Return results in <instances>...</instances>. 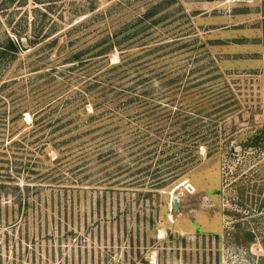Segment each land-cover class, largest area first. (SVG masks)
<instances>
[{
  "label": "rangeland",
  "instance_id": "1",
  "mask_svg": "<svg viewBox=\"0 0 264 264\" xmlns=\"http://www.w3.org/2000/svg\"><path fill=\"white\" fill-rule=\"evenodd\" d=\"M148 11L167 52L198 41L201 86L186 83L190 58L170 60L157 70L181 82L161 96L154 81L152 105L119 119L106 157L82 151L106 68L59 60L90 58L103 24ZM8 36L39 43L2 56ZM54 38L67 49H49ZM215 69L239 104L219 99ZM220 107L237 112L219 122ZM174 166L184 177L165 182ZM0 264H264V0H0Z\"/></svg>",
  "mask_w": 264,
  "mask_h": 264
},
{
  "label": "trees",
  "instance_id": "2",
  "mask_svg": "<svg viewBox=\"0 0 264 264\" xmlns=\"http://www.w3.org/2000/svg\"><path fill=\"white\" fill-rule=\"evenodd\" d=\"M95 11L96 10L94 9L91 13H95ZM156 15L157 12L148 11L145 13V16L139 20V22H136L135 26L128 25V23L116 26L113 28L114 30H109L108 24H103L105 26H103V32L94 37V42L91 48L88 49L87 53H90V58L83 57V53L85 51L76 50L74 52H69L64 59L59 60V62L64 61L63 63L65 64L73 63L74 65L71 69L74 70H78V67L84 63L88 65L87 62L89 61H92L91 64L94 68L98 66L100 68H106L105 83L108 87L106 97H104L102 101H99V98L97 97L93 98L95 99L92 103L93 111L89 115L88 122L85 125L86 128H89L88 135L90 134L92 136L93 134L94 137L97 135L100 139L97 142H95L94 139L93 141L88 142L89 140H92L89 135L88 141H81L83 137L79 135L75 141L80 150L85 151L89 146H94V151H99L100 154L104 152L102 157H106L104 154L111 151L109 148H113L111 147L112 143L108 140L110 136H116L115 133L117 132L116 129H118L119 119L124 116H132L133 111L138 107H144L147 109V107L152 105L154 97L157 96L153 88L155 85L154 81H160L164 85L162 87L161 96L164 94V89L167 88L168 85L171 86L173 83L178 84L181 82L179 77L177 78L178 81L167 80L163 72H159L157 70L162 68L164 71L165 64L170 60L173 61L182 56L188 57L186 59L184 58V60H188L190 58L189 60L195 65L194 70H191L193 71L191 76L195 75V78H188L186 83H192L188 86L189 89L199 85L201 86V46H198V41L195 39L184 40L183 44H179L183 46L175 51L167 52V49L171 47L172 43L168 42V40L157 42L153 37L154 33L150 32L160 21V19H156ZM83 21H81L80 24H83ZM45 40L47 39L45 38ZM58 42L59 39L54 38L53 40H50L47 47L54 50L57 46L58 52H63L67 49V47L65 48L61 46L63 44L58 46ZM37 43H39V38L37 36L28 38L26 41L23 40L21 36L15 38L8 36L5 44L1 45V53L3 56L9 52L15 57L22 51L29 49L30 46L34 47ZM137 46H144V48L142 50L135 51V47ZM115 51L119 52L120 59L117 63L112 64L111 55ZM174 52L175 54H172ZM194 53H197V55L195 58H191ZM181 72V70L178 71L179 76ZM208 73L212 74L214 79L218 80V85H215L217 86L215 90H219L221 92L219 99L224 101L225 98H233L231 105L239 104L236 93L230 87L223 73H221L219 69L209 70ZM196 80L198 82L194 84L193 81ZM169 81L172 82L168 84ZM225 87L228 88L226 89ZM94 95L97 96V92H95ZM221 100L218 103H220ZM166 107L168 106H162L164 114L169 111ZM189 107L188 109L190 110L191 108ZM188 109L185 108L183 110L189 111ZM226 109L227 108L220 107L215 110L214 113L216 114V118L219 122L224 121L225 118L237 112V107L231 110ZM183 113V111H180L177 119H180L179 116ZM105 115L110 118L112 123V129L108 131H106V128H108L106 126V124H108V118H106ZM100 131L106 132L101 133ZM257 136L254 138L258 139ZM104 137H107L105 142H103ZM198 157H200L199 151L193 154V159L189 162L190 166H192L190 168L191 170L197 165ZM186 164L188 165V162ZM174 167L175 168H168L169 174L163 178L165 179V182L184 177V175H182L178 178L180 168H178V166ZM190 169H188V171ZM175 171L179 174L176 175ZM164 185L166 184H160L158 187L161 188Z\"/></svg>",
  "mask_w": 264,
  "mask_h": 264
},
{
  "label": "water",
  "instance_id": "3",
  "mask_svg": "<svg viewBox=\"0 0 264 264\" xmlns=\"http://www.w3.org/2000/svg\"><path fill=\"white\" fill-rule=\"evenodd\" d=\"M175 207H177V202H175Z\"/></svg>",
  "mask_w": 264,
  "mask_h": 264
}]
</instances>
